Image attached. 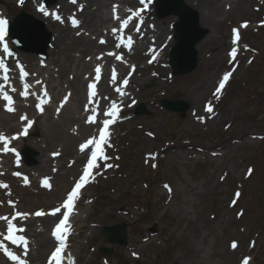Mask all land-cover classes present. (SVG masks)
Wrapping results in <instances>:
<instances>
[{
    "label": "rangeland",
    "instance_id": "374dc122",
    "mask_svg": "<svg viewBox=\"0 0 264 264\" xmlns=\"http://www.w3.org/2000/svg\"><path fill=\"white\" fill-rule=\"evenodd\" d=\"M122 1L103 4L99 11L110 20L98 24L94 34L70 33L84 39L73 42L67 53L71 63L60 74L62 69L48 59L56 45L71 40L57 42L46 18L57 14V0H0V18L12 21L25 12L41 20L51 34L40 63L46 67L40 70L33 67L35 61L24 60L37 55L4 54L0 44V61L5 65L9 60L0 78L10 77L0 82V93L11 99L9 103L0 96V216L28 214L17 224L26 232L17 235H24L28 246L25 250L3 241V220L0 245L26 264H49L54 246L41 249L37 235L52 239L55 216L48 213L83 173L90 152L82 153L79 146L95 137L99 127L86 122L88 117L95 113L96 120L109 118L106 113L115 103L123 113L108 138V159L98 161L100 167L92 170L76 201L63 249L65 264H264V0H233L209 28L195 10L207 35L196 45V68L182 76H172L168 65L176 18L155 17L153 0H145L146 7L140 0H129L133 5ZM68 2L73 3L68 21H58L63 28L73 26V15L83 10L77 6L81 0ZM138 10L140 16H133ZM125 20L129 22L121 28ZM233 29L238 33L235 44ZM129 37L139 49L135 53L127 46ZM5 40L15 50L10 38ZM95 45L102 47L86 52ZM233 48L235 58L229 55ZM103 55L121 57L115 61L122 72L118 80L109 75L111 65L95 60ZM94 65L101 69L99 96L95 91L90 100L88 85L97 84ZM23 72L28 75L21 79ZM226 72L232 73L229 81L213 95ZM24 91L27 96L20 95ZM161 99L185 101L189 110L180 119L159 106ZM139 103L151 114L135 116ZM14 125L17 128H9ZM26 148L38 156L40 171L37 164L24 161L21 152ZM45 179L50 187L44 186ZM36 211L45 215L37 217ZM44 218L50 220L47 227ZM17 221L19 217L13 223ZM119 223L127 226L123 247L99 236L103 226ZM153 227L154 234L149 231ZM102 246L111 253H100ZM0 264H13L3 248Z\"/></svg>",
    "mask_w": 264,
    "mask_h": 264
},
{
    "label": "snow or ice",
    "instance_id": "6c2138e0",
    "mask_svg": "<svg viewBox=\"0 0 264 264\" xmlns=\"http://www.w3.org/2000/svg\"><path fill=\"white\" fill-rule=\"evenodd\" d=\"M21 2H23V0H21ZM73 2H75V0H73ZM140 3L142 5H145V7H146L145 0H140ZM40 11L44 12L45 15L49 14L47 11L44 10L43 7L40 8ZM132 15L135 17H139L140 11L138 10L136 12H133ZM52 16L56 20L61 19V17L59 15H57L56 13H52ZM129 19H131V17H129ZM128 22H129V20L123 21L121 24V28L126 26ZM72 24H73V26H76L78 24V21L73 19ZM6 26H7V21L5 19L0 18V44L3 45L2 51L4 54L12 55V53L9 50L8 45L6 43H4V38H5V34H6ZM113 31L115 32L116 30L113 29ZM233 34H234L233 43L235 44L236 40L238 39V33H237L236 29H233ZM101 43H103V41H101ZM132 43H133L132 38L129 37L127 39V44L129 46H131ZM229 55L232 56L233 58H235L236 57V49L233 48ZM120 58H121L120 56L116 57L117 60H119ZM4 68H5L4 62L0 61V69H4ZM95 72H96V80L98 81L100 79V72H101L100 67H97L95 69ZM27 75H28V73L23 72L21 75V79H23V77L27 76ZM231 75H232L231 72H226L223 75V77L219 81V85L215 89V93H213V95L219 94L222 91V89H224L225 84L229 81V78ZM4 79H7V77H4ZM124 83L126 84L127 81L125 80ZM28 87L29 86L27 84L24 85L25 89H27ZM95 87H96L95 84H89L88 85V89H89L88 95H89L90 100L96 94ZM117 91H119V89H117ZM20 95L27 96L28 93L26 91H24V92H21ZM0 96H2V98L4 100H7L9 103H11V99L8 95L0 93ZM42 103H43V101H42ZM36 107L39 109L40 104H37ZM12 110H13L12 108H10V107L8 108V111H12ZM93 111H95V109ZM206 111L209 113L213 111V108L211 107L210 104L206 105ZM106 115L113 117V118L116 117L117 109H116L115 103L111 104V107L107 111ZM21 119H25V117H21ZM86 122L96 124L97 120H96V117L93 115V116H89ZM114 122H115L114 119L102 120L100 122L102 124V126H100L98 128V136L87 139L84 143H82L79 146L80 151L82 153L90 152V155L88 156L86 164L83 168V173L79 176V179L74 183L71 190H69L66 193L62 203L58 207L51 209V211L48 213L52 216H57L59 214V222L55 225V228L52 232V235L55 236L60 241L59 246L55 247L54 251H52V253H51V256L49 258V264H61L62 251L65 247L64 235L67 233L68 228H69V225H68L69 218L73 212L76 201L79 198L80 191H81L82 187L88 182V180L92 176V170L100 167V165L98 164V161H103V160L108 159L107 155L105 154V145L108 144V138H109L108 128H109V125L114 123ZM29 123H31V122L29 121ZM0 139H2V137H0ZM109 147H110V145H109ZM154 158L155 157H153V159ZM155 166L156 165L153 164V167H155ZM104 167L110 168V167H112V165L106 164V165H104ZM16 175H20V173H16ZM24 182H25V184L28 183L27 178H25ZM44 186L50 187L47 179L44 180ZM164 187L168 188L169 192H171V189L167 185H165ZM34 215L37 217H40V216L45 215V212L36 211L34 213ZM27 216H28L27 213H21V212H16L15 215L11 219H9L6 216H0V220L7 222L6 235L3 236V239L6 241H10L11 244L23 245L25 247V250H27L28 240L25 238L24 235H17V233H23L24 232V228L23 227H17V224L20 221L26 219ZM18 217H19V221H17V223H13V221L17 220ZM235 246L236 245L233 244V247H235ZM0 248H3L4 254L9 258V260H11L13 262V264H26V262L23 259H19L17 257V255H15L13 252L9 251L3 245H0Z\"/></svg>",
    "mask_w": 264,
    "mask_h": 264
},
{
    "label": "water",
    "instance_id": "95a60500",
    "mask_svg": "<svg viewBox=\"0 0 264 264\" xmlns=\"http://www.w3.org/2000/svg\"><path fill=\"white\" fill-rule=\"evenodd\" d=\"M155 12L158 19L175 16L173 23V39L175 44L169 53V64L173 75H186L197 65L196 45L207 35V30L199 26L198 14L185 5L184 0H156ZM8 34L19 50L45 55L49 43V34L45 32L42 23L21 14L8 25ZM160 105L169 111H178L179 117L185 116L188 104L184 101L161 100ZM143 104H139L135 114H147ZM154 231V229H152ZM107 241L124 246L126 244V225L103 227L101 233ZM100 251L108 253L104 248Z\"/></svg>",
    "mask_w": 264,
    "mask_h": 264
},
{
    "label": "bare ground",
    "instance_id": "6f19581e",
    "mask_svg": "<svg viewBox=\"0 0 264 264\" xmlns=\"http://www.w3.org/2000/svg\"><path fill=\"white\" fill-rule=\"evenodd\" d=\"M109 1H113V0H81V3H78L77 6L82 7V9H83L81 12L82 14L76 12L77 14L73 15V17H75L79 22L78 28L76 27L77 30H73L72 25H71V27H68L67 25H65V28H63V25L58 22L59 20H56L53 18L52 13H50L46 17L50 21V23L54 26L53 28L55 29L57 42H62L64 39H70L71 40V42L67 43V45H65V44L56 45L52 57H49V59H48L50 64H52L53 66H55V64H56L59 67V69L60 68L62 69L60 74H62V72L66 69V67H67L66 63L67 64L71 63L70 58H69L67 53L71 49L73 42L76 41L77 39H84V38H80L81 35L76 36V34H73L71 36L70 33L77 32V31L81 30V31H83V33L84 32H90L91 34H94V31L97 30L96 28H97L98 24L107 23V21L110 20L108 17L107 18L103 17L102 16L103 13L99 11L101 8H103V4L107 3ZM232 1L233 0H184V3L187 4L191 9L196 10L198 12V14L200 15V22H202L206 28H209L210 26H213L215 24L216 16L221 11H223L226 8H228V9L231 8ZM122 3H125L127 5H133L135 3V1L131 2L129 0H123ZM257 3H256V5H257ZM72 4L73 3H69L68 0H57V6H56V8L58 10L57 15H59L60 17H63V19H65L66 22L68 21L66 14L71 12L72 9H70V7ZM136 4H138V3H136ZM78 14H80V15H78ZM2 19L6 20V17L4 16ZM64 24H66V23H64ZM130 24H132V21L128 24L126 30H128L130 28ZM90 29H92V30H90ZM52 37L54 38V39H52V41H54L55 40V34L53 33V30H52ZM107 38L111 39L109 35H107ZM135 38H136V36H135ZM96 47H102V46L101 45L100 46L95 45L94 47L91 46V50L87 49L86 52L92 53L93 49ZM9 48H11L10 45H9ZM120 48L122 49V46H120ZM131 48H132L131 51H134V53L137 52V50H139L134 45L133 46L131 45ZM145 50H146V48H143L141 51H145ZM80 52H82V50ZM126 56H128V54H126ZM24 60L35 61V63L33 64V67L37 70H40V69L46 67V66L40 65L42 60L38 56L37 57L32 56V55L31 56H25ZM95 60L103 61L105 64L111 65L112 66V68H111L112 72H109V75L112 76L114 79H119L121 77L122 72L116 68L117 64H115V61L117 59L111 58L109 55H103L99 58H95ZM111 62H113L115 65L111 64ZM95 66H97V65H94V67ZM121 66H122V70H123V65H121ZM137 68L138 67L134 68V71H137ZM116 69H117V71H115ZM78 71H79V69H78ZM78 71L76 70V72H78ZM75 75H76L75 77H79V76H77V73H75ZM59 77H60V79H62V76H59ZM2 80L3 79H0V82ZM93 80L96 81V79H94V78H93ZM17 81L18 80L16 79L15 80L16 85H18ZM54 81H56V80L54 79ZM103 83H104L106 88L109 87V85H110L109 81L106 79L104 80ZM115 83H118V81H116ZM97 85H99V82H97ZM49 89H51V88H49ZM15 92H16V94H18L17 91H15ZM96 92H97V94L95 97L97 98L99 96L98 87H96ZM105 97L107 99L108 96L105 95ZM9 128L10 129L17 128V125L11 126ZM39 152L41 155H43L42 150H40ZM3 154H4V152H0V155H3ZM34 155L31 156L30 159L27 158L25 160V162L27 164H33V165L37 164L36 162H38V158H37L38 156L36 155L34 157ZM39 165H40V162L36 165V168H38V170L40 171L41 166H39ZM42 221H43V227H47L50 220H49V218H44ZM37 236L39 237V246L41 249H46L47 247L53 245L52 241H50V239L48 237L44 238L45 235L43 233H40Z\"/></svg>",
    "mask_w": 264,
    "mask_h": 264
}]
</instances>
